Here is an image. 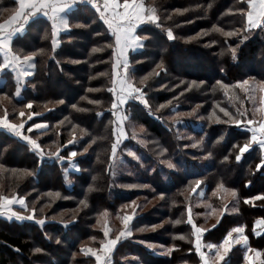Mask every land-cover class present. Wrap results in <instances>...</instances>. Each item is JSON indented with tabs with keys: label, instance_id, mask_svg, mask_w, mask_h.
Returning <instances> with one entry per match:
<instances>
[{
	"label": "trees",
	"instance_id": "trees-1",
	"mask_svg": "<svg viewBox=\"0 0 264 264\" xmlns=\"http://www.w3.org/2000/svg\"><path fill=\"white\" fill-rule=\"evenodd\" d=\"M144 1L146 6L157 8L164 29L151 23L141 24L137 34L147 37L144 47L130 53L133 66L130 75L137 87L147 93L151 109L135 100L124 105L129 119L145 126L150 141L139 146L145 154V166L138 165L135 175L113 177L111 147L115 142L112 123L115 116L111 110L113 94L108 89L112 87L114 48L107 45L114 43V37L106 31L92 5L79 2L66 10L72 27L61 31L57 37L60 43L54 49L51 22L42 14L29 22L23 34L13 38L12 48L17 54L35 51L37 55L32 61V74L19 96L16 92L21 85L14 70L7 69L0 76V113L6 110L11 118L17 117L20 110L40 113L30 122L48 125L42 133L32 132L33 136L39 135L41 146L48 151L66 145L60 148L61 156L67 158L72 150L78 155L64 161L45 157L41 163L28 142L0 127V166L8 169L4 176L7 185L0 189V195H24L29 206L36 209V218L40 220L44 215L48 219L41 226L37 221L0 217V264H95V256L84 250L100 246L105 240L104 229L97 226L100 217L108 218L111 235L117 236L124 228L127 205L137 199L153 204L136 213L129 225L132 236L119 241L112 264H201L199 253L194 250V230L187 219L189 205L199 227L209 218L198 213L214 205L222 208L218 209L217 221L203 234L209 258H214L216 264H246L245 253L251 255L249 248L252 252L259 250L264 261V230H254L256 221L264 217V199L247 202L249 197L264 193L263 152L254 145L237 161L239 147L250 139L251 133L223 122L228 117L220 111L227 109L240 119L252 118L251 101L238 86L226 95L217 85V81L230 85L242 79L264 81V31L255 30L240 44L238 37H225L214 29V26L225 31L241 28L243 18L236 9L247 8L246 0ZM18 7V0H0V23ZM168 27L173 29L176 39H168L165 31ZM201 30L208 34L197 37ZM189 36L196 39L187 40ZM212 40L217 43L210 44ZM237 44L240 46L235 60L230 52L221 55L222 48ZM94 47L102 51L92 52ZM161 62L166 71L156 68ZM153 69L160 74L141 85L140 78ZM181 80L185 83L181 84ZM193 80H203L205 84L185 91ZM29 102L31 109L27 108ZM162 104L165 107L161 108ZM237 108L247 110V117H241ZM213 111L221 122L216 121ZM73 134L78 143L68 144ZM132 144L128 139L122 146L125 149ZM84 148L88 151L83 152ZM164 160H171L175 169L163 165ZM71 161L80 169L65 171ZM145 185L149 188L142 187ZM220 185L235 191L232 202L224 200L222 188L216 190ZM203 187L206 195L200 199L198 194ZM203 201L209 204L195 205ZM152 225L158 227L153 230ZM238 225L246 226L247 245L233 240L224 260H219L217 249L209 250L207 246L222 245L227 233ZM145 226L148 230L137 231ZM149 243L158 248H149ZM173 244L176 247L169 254L166 249ZM36 248L42 251H34ZM190 248L193 251H188Z\"/></svg>",
	"mask_w": 264,
	"mask_h": 264
},
{
	"label": "snow or ice",
	"instance_id": "snow-or-ice-1",
	"mask_svg": "<svg viewBox=\"0 0 264 264\" xmlns=\"http://www.w3.org/2000/svg\"><path fill=\"white\" fill-rule=\"evenodd\" d=\"M79 2L80 0H18V9L6 21L0 23V52H3V62H0V72H4L7 69H12L16 71L18 79L28 77L30 73L26 70V66L27 68H34V64L32 63V61L37 55V52L34 51L28 55L17 54L12 48L13 38L18 34H23L29 22L37 15L42 14L51 22L52 45L54 49L60 43L57 37H59L61 31L69 30L72 27L67 19V11L71 10ZM89 2L95 9L96 13H98V18L102 20L106 25V31L110 32L111 36L114 37V43L108 44L107 47L114 48L113 57L111 58L113 60L112 87L109 88L108 91L113 94L111 110L113 112V115L115 116V120L112 121V123L115 124V142L112 144L111 152L112 159L113 161H115L119 146L122 144L123 140L127 138V132L124 129V123L128 119V117L123 111V106L131 99L142 102L146 107L149 108V110H151L150 105L148 104V100L146 99L147 93L144 92L142 87H137L136 83L133 82L134 78L130 75V73L133 71V66L129 62V51L133 49H142L144 47V40L147 39V37H142L137 34V29L141 24L151 23L157 25L161 29H164V26L161 23V16L157 14V8L151 5L146 6L143 3V0H123L122 3L120 2V0H89ZM246 4L248 6L247 8L236 9V13L243 18V26L241 28L225 31L222 28H216L214 26V29L221 32L225 37H238L240 44L247 40L249 38V35H251L255 30L260 29L264 31V0H246ZM176 11L180 12L182 10L177 9ZM183 11H186V9ZM232 11V9H229V12ZM166 18L171 19L172 17L167 16ZM165 31L169 40L177 38L174 36L173 29L171 27H168ZM207 34L208 32L206 30H201V32L197 33L196 36L199 37L201 35ZM186 39L193 40L196 39V37L189 36ZM216 43V40H212L210 42V44ZM240 44H237L236 46L228 45L227 48H222L221 55H223L225 52H230L233 59L235 60L237 58V52ZM39 51L43 53L44 50L40 49ZM99 51H102V48L94 47L92 49V52ZM156 68L163 69V62L157 64ZM163 70L166 71V69ZM159 74L160 73L156 71V69H153V71L148 75L140 78V84H145L149 80V77L154 75L158 76ZM180 83L184 84L185 81L181 80ZM255 83L261 91H264V81ZM204 84L205 82L203 80L199 82L193 80L185 87V91L190 90L193 86L199 87L200 85ZM249 84V79H242L240 81H236L231 85L225 84L223 81H217V85L223 88L226 95L231 89H234L238 86L243 90L244 93L249 94V99L254 100V97L251 96L254 88L248 86ZM161 87L166 86L161 85ZM90 91H95V89H90ZM213 91H215V87L213 88ZM20 94V89L18 88L16 95L19 96ZM235 99H239V97H235ZM62 102L63 101H60V103ZM261 102L264 103V97H261ZM93 103H99V101H94ZM169 103H171V101ZM218 106L219 105H217V107ZM31 107L32 102H29L27 108L31 109ZM75 107L76 105H73V108ZM160 107L163 108L165 107V105L162 104L160 105ZM199 107L200 106L197 105V108ZM220 111L228 117V120L223 122L235 124L251 133L250 139L247 142L243 143L241 147H239V154L236 156L237 161L242 158L243 153L249 150L253 144H258L260 149L264 150V119L259 121L255 120L254 118L240 119L236 116H233L232 113L227 111V109H220ZM236 111L240 114L241 117H247V110L241 111V109L237 108ZM193 112H195V109H193ZM191 114L192 113H188V115ZM19 115L23 117L25 116V113L21 111ZM38 115L41 114L32 112L31 115L28 116V119L30 120L32 116ZM100 115H102V113ZM177 115L180 114L177 113ZM212 115L215 117L217 122H221L220 117L215 116V111H213ZM25 123L26 121H22L21 123L14 124L9 121L7 118L6 110L4 115L0 116V126L6 128L22 140L28 142L32 150L37 153L41 163L43 162L45 157L55 158L60 161H63L65 159L73 160L75 157H77L78 153L75 150H72L67 158L60 155V148L66 147V145H61L56 149L55 152L51 151L50 149L48 151H45V149L41 146L37 139H34L31 135H25V132L23 131ZM47 127L48 125L46 123H33L27 131L31 132L32 129H37L42 133ZM140 131H144L143 126H141ZM133 132L135 133V129H133ZM221 139H223V137H221ZM74 142L78 143L75 134H73L72 138L69 139L67 143L73 144ZM200 143L201 141H197V144ZM125 150L128 151L129 154L135 157L137 160L140 159V157L135 152H132L130 149ZM87 151V148L83 149V152ZM165 151L167 150L165 149ZM225 159H227V157H225ZM165 163H167L171 168L176 167V165L171 160H167L165 161ZM261 164H264V159L261 160ZM259 167L260 165H257V168ZM65 171L67 170L65 169ZM93 179H95V177ZM196 184L197 186H199L200 181H197ZM129 187H136V185H130ZM192 190L196 191V188H193ZM55 195L58 196L59 193H56ZM233 195H235L234 190ZM256 199H264V193H261L257 197H249L247 202L252 203ZM81 203L85 202L81 201ZM135 203V201H132L133 205H135ZM13 204L22 205L25 208L28 207L23 196L0 195V215L6 216L9 220H12L13 217H15V219L18 221L29 219L36 220L35 208L31 209V212L33 213L32 215L25 216L19 212H15L12 208ZM187 211L188 222L192 225V228L194 230V250L199 253L201 257V264H216V261L210 259L208 253L202 250V235L204 232L208 231V229L199 227L195 224L190 205ZM135 215V208H133L131 213H127L123 216L124 228L120 231L119 235H117L115 239H109L107 242L102 244L103 254H101L99 250H94L92 248H87L84 250L87 253H91V255L95 256L96 264H109L111 258L110 254L115 248L118 241L122 238H128L132 236V231L129 225ZM37 222L41 226H43L45 220L40 219ZM176 223H180V221L177 220ZM65 226H67V223H65ZM156 227L158 226H151L153 230ZM213 227H215V225H213ZM245 227V225H238L236 227H233L223 239L222 245L218 246L209 244L207 247L209 248V250L217 249L216 256L219 260H224L225 255H227L232 247L233 240L237 244L244 243L245 245H247L248 237L247 235H245ZM255 228L264 229V217L259 218L256 221L254 230ZM146 230H148L147 226L137 229V231L139 232H144ZM104 231L105 235L107 236L109 230L105 228ZM233 233L237 234L235 239L233 237ZM256 234L260 235L261 233L256 232ZM147 246L151 249L156 248V245L153 244H148ZM175 247L176 245L173 244L172 247L166 249V251L170 254L172 248ZM221 247L223 251L219 250ZM34 251L41 252L42 249L36 248L34 249ZM188 251H193V249L190 248L188 249ZM252 251L253 250L249 248V252ZM255 256L259 258L261 256V252L259 250H255ZM245 261L246 264H252L253 256L249 253H245ZM260 264H264V261H261Z\"/></svg>",
	"mask_w": 264,
	"mask_h": 264
},
{
	"label": "rangeland",
	"instance_id": "rangeland-1",
	"mask_svg": "<svg viewBox=\"0 0 264 264\" xmlns=\"http://www.w3.org/2000/svg\"><path fill=\"white\" fill-rule=\"evenodd\" d=\"M80 2H87L90 4L89 1L87 0H80ZM120 2L122 3L123 0H120ZM143 3L145 4V1L143 0ZM133 50H138V49H133ZM132 50L129 51V62H130V53H131ZM3 54V52H2ZM26 70L29 71L30 75L32 74V70L33 68H27L26 66ZM5 72V71H4ZM4 72H0V76L3 75ZM14 73L16 74L17 76V73L16 71L14 70ZM29 75V76H30ZM28 77H24L22 79H19V83L21 86H19V89H22V86L24 85L26 79ZM250 85L248 86H251L254 88V91L251 93V96L254 97V100L253 99H249L251 101L250 103V111L253 113V117L255 120L259 121V120H262L264 119V103L261 102V97H264V91H261L259 89V87L256 86V83L253 81V80H250ZM246 86V87H248ZM249 95V94H248ZM131 100V99H130ZM126 105V104H125ZM23 111L25 113V116L21 117L19 115V113ZM123 111L124 113L126 114V111L124 109V106H123ZM5 113V110L4 112L0 113V116L4 115ZM17 115V117H14V118H11L10 115L8 114L7 112V118L9 121H11L12 123L14 124H18V123H21L22 121H26V123L24 124V129L23 131L25 132V135H31L34 139H37V137L39 136H33L32 135V132L33 131H39L37 129H32L31 132H28L27 130L31 127V123L30 120L34 117L32 116V118L29 120L28 119V116L31 115L30 112H27V110H20ZM127 115V114H126ZM128 119L125 121L124 123V129L125 131L127 132V138L123 140L122 144L119 146L118 150H117V157L115 159V161H112V166H113V170H112V173H113V177L115 179H118L122 174H130V175H135V174H138V170L140 168V166L138 165H142V166H145L143 163H144V158H145V154L139 150V146H145L146 144H149L150 141L149 139L147 138V131H146V128L145 126H143L142 124H138V123H135L133 121H131L129 119V116L127 115ZM173 118V117H172ZM38 123H43V122H38ZM31 124V125H30ZM47 124V123H46ZM141 126H143V129L144 131H140V128ZM1 128H4L2 126H0ZM5 130H7L6 128H4ZM133 129H135V133L133 132ZM8 132H10L9 130H7ZM11 133V132H10ZM132 140L134 142V144L132 145H129L127 146L125 149H130L132 152H135L139 157L140 159L137 160L135 157H133L132 155L129 154L128 151H126L124 148H123V144L124 142H126V140ZM38 140V139H37ZM30 145V144H29ZM258 146V144H253L252 147L249 149L251 150L253 148V146ZM43 147V146H42ZM44 148V147H43ZM45 149V148H44ZM62 149V148H61ZM52 151H55L56 149H50ZM249 150H247L246 152H248ZM46 151V150H45ZM71 152V151H70ZM245 152V153H246ZM263 152V156H264V150H262ZM243 153V154H245ZM70 154V153H69ZM243 156V155H242ZM67 160V159H65ZM64 161V160H63ZM166 160L163 161V165H168L167 163H165ZM170 169H175V168H171L169 167ZM70 169H73V170H77V169H80L79 165H77L76 163H74V161H71L70 162V165L67 167V171L70 170ZM7 167H0V175H2V179H0V189H2L4 186H6L7 184L4 182V176L6 174V171H7ZM142 187H146V188H149V185H145V186H142ZM198 187V186H197ZM222 186H218L216 188L217 189H221ZM198 189V188H196ZM222 193H223V196H224V200L225 201H230L232 202L233 201V198H234V195H233V190H226V189H221ZM13 195H17V196H23L25 198V201L28 205L27 208H25L24 206L22 205H18V204H13L12 205V208L15 212H19L21 213L22 215H25V216H30L32 215L33 213L31 212V207L29 206V203L27 201V198L26 196L24 195H19V194H13ZM206 195V187H203L199 194H198V198L200 199H204ZM7 196H12V194H7ZM139 200H142V199H137L135 202V205H133L132 203H130L129 205H127V210H128V213H131L133 208H135V212L136 213H139V212H143V211H146L152 204L153 202H146V201H139ZM209 204V202L207 201H203V202H196L195 205L196 206H207ZM219 205H214V206H211V208H208L206 209L203 213H198V215L200 216H207V218H209V220H207V222L204 223V225H202L204 228H207L208 226L214 224V222L217 221V218L220 214V211H218V209H220L222 211V208H218ZM234 207V205H233ZM63 211L66 213L68 212V209H63ZM36 213V212H35ZM36 216V214H35ZM44 216V215H43ZM42 216V217H43ZM1 218H5L7 220H9L6 216L4 215H0ZM41 219H44L45 220V223L48 221L47 218H45V216ZM135 217V216H134ZM40 219V218H39ZM15 220V221H18L15 219V217H13L12 221ZM11 221V220H10ZM24 221H38V219L36 218V220H24ZM20 222V221H19ZM22 222V221H21ZM44 223V224H45ZM116 225H120V223H117ZM124 226V224H122ZM97 226L99 227H102L104 230L105 228H107L109 231H108V234L107 236H105V240H102V244L107 242L109 239H115L116 236H112L111 235V232H112V229H111V225L108 221V218L105 217V215H103L102 217H100L99 221H98V224ZM205 233V232H204ZM203 233V234H204ZM236 233H235V237H236ZM234 237V238H235ZM54 240V239H53ZM59 239L57 240H54L56 242H58ZM122 239H120L119 241H121ZM119 241L118 243L116 244L115 248L117 247V245L119 244ZM201 243H202V250L206 253H209L208 250H206L205 248V245H204V242H203V235H202V239H201ZM102 244L100 246H93V247H87V248H92L94 250H99V252L101 254H103V248H102ZM150 244V243H149ZM153 245H156V244H153ZM86 248V249H87ZM115 248L112 250L111 254H110V261H109V264H112V258H113V252L115 250ZM156 248H158V246L156 245ZM220 251H223L222 247L219 249ZM87 253V252H86ZM84 253H81L80 255H82ZM251 255L253 256V262L252 264H260V262L262 261L261 260V256L259 258H257L255 256V251L254 252H251ZM210 258L213 260L214 258H212L210 256ZM217 258V257H216ZM95 264H96V260H95ZM129 264H131V262H129Z\"/></svg>",
	"mask_w": 264,
	"mask_h": 264
},
{
	"label": "built area",
	"instance_id": "built-area-1",
	"mask_svg": "<svg viewBox=\"0 0 264 264\" xmlns=\"http://www.w3.org/2000/svg\"><path fill=\"white\" fill-rule=\"evenodd\" d=\"M87 1H89V0H87Z\"/></svg>",
	"mask_w": 264,
	"mask_h": 264
},
{
	"label": "crops",
	"instance_id": "crops-1",
	"mask_svg": "<svg viewBox=\"0 0 264 264\" xmlns=\"http://www.w3.org/2000/svg\"><path fill=\"white\" fill-rule=\"evenodd\" d=\"M263 230H264V229H263ZM263 230H262V231H263Z\"/></svg>",
	"mask_w": 264,
	"mask_h": 264
}]
</instances>
